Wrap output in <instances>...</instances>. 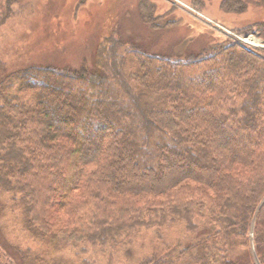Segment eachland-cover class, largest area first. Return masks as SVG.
Here are the masks:
<instances>
[{
  "label": "trees",
  "instance_id": "obj_1",
  "mask_svg": "<svg viewBox=\"0 0 264 264\" xmlns=\"http://www.w3.org/2000/svg\"><path fill=\"white\" fill-rule=\"evenodd\" d=\"M247 27L264 41V22ZM111 42L92 67L0 76V191L22 229L78 256L180 223L187 239L136 264H264V50Z\"/></svg>",
  "mask_w": 264,
  "mask_h": 264
},
{
  "label": "rangeland",
  "instance_id": "obj_2",
  "mask_svg": "<svg viewBox=\"0 0 264 264\" xmlns=\"http://www.w3.org/2000/svg\"><path fill=\"white\" fill-rule=\"evenodd\" d=\"M221 1L0 0V76L28 65L92 67L99 48L111 41L173 57L220 40L264 50V41L247 27L264 22L263 0H246L240 12L222 9ZM9 205L10 195L0 191V254L13 264H136L164 244L187 239L184 225L174 223L161 229L159 238L154 229L141 230L127 246L90 248L77 256L34 241ZM249 255L243 254V264L252 263Z\"/></svg>",
  "mask_w": 264,
  "mask_h": 264
},
{
  "label": "water",
  "instance_id": "obj_3",
  "mask_svg": "<svg viewBox=\"0 0 264 264\" xmlns=\"http://www.w3.org/2000/svg\"><path fill=\"white\" fill-rule=\"evenodd\" d=\"M253 258H254L255 263H256V264H259V263L257 262V259H256L255 255L253 256Z\"/></svg>",
  "mask_w": 264,
  "mask_h": 264
},
{
  "label": "bare ground",
  "instance_id": "obj_4",
  "mask_svg": "<svg viewBox=\"0 0 264 264\" xmlns=\"http://www.w3.org/2000/svg\"><path fill=\"white\" fill-rule=\"evenodd\" d=\"M250 40L253 41L252 38H250Z\"/></svg>",
  "mask_w": 264,
  "mask_h": 264
}]
</instances>
